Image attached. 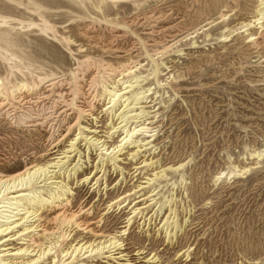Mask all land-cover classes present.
<instances>
[{"label":"rangeland","instance_id":"rangeland-1","mask_svg":"<svg viewBox=\"0 0 264 264\" xmlns=\"http://www.w3.org/2000/svg\"><path fill=\"white\" fill-rule=\"evenodd\" d=\"M4 1L0 0L1 14L25 25L40 22L31 8ZM37 1L47 8L42 12L57 30V37H70L75 43L69 46L71 53L51 32L42 35L35 27L22 28L12 22V50L23 59V65L66 74L62 77L70 81L68 74L78 67L77 61L90 57L93 68L85 78L96 75V84L88 99H95V115L106 125L109 119L102 109L108 100L102 96L99 65L103 61L115 65L130 51L133 64L140 66L136 73L144 76L142 85L151 88L149 99L154 107L148 109H157L151 113L155 115L151 125L156 133L154 148L145 154L154 156L162 166L184 164L179 173H167V182L158 181L161 187L158 183L153 186L158 188L159 201L173 194L181 221L191 213L185 233L168 244L158 230L159 218L154 217L150 225L139 228L135 223L131 228L125 241L131 250L158 253L162 264L185 263L186 256L178 257L177 252L188 248L191 255L186 264H264V152L259 158L251 156L252 151H264V49L256 50L247 43L246 34L251 31H237L226 39L254 14L257 0H150L143 7L133 1L84 0V6L73 0ZM93 3L99 4L94 7ZM210 21L213 24L200 29ZM196 29L200 30L191 38L180 40L185 31ZM171 35L179 36L174 39ZM75 45L84 48L78 51ZM154 66L157 75L152 74ZM86 70L81 64L78 71ZM0 74H5V67L0 66ZM26 75L28 80L34 79ZM42 134L31 135L0 122V170L12 173L41 161L39 155L48 138ZM91 157L93 160L94 154ZM133 165L124 166L132 172ZM248 166L253 168L242 176L231 174ZM220 172L225 174L216 181ZM104 175L99 192L79 184L73 188V205L92 206L90 219L103 218L100 230L113 234L124 224L126 213L103 212L112 200L130 191L134 180L127 176L126 182L121 180L105 191V180L110 188L122 176L112 170ZM84 235L85 240L94 238L80 232L75 238Z\"/></svg>","mask_w":264,"mask_h":264},{"label":"bare ground","instance_id":"bare-ground-1","mask_svg":"<svg viewBox=\"0 0 264 264\" xmlns=\"http://www.w3.org/2000/svg\"><path fill=\"white\" fill-rule=\"evenodd\" d=\"M26 1V4L21 0H5L4 3L31 8L39 16V23L30 21L25 25L20 19L0 13V66L5 67V74H0V122L31 135L44 136V132L48 138L45 151L39 155V158H43L41 161H32L12 173L0 170V264H99V261L105 264H162L158 253L148 254L144 248L131 250L129 243L125 242L131 228L135 223H138L136 227L139 228L141 225H150L154 217L159 218L158 230L164 233L166 242L172 245L185 233L190 218L188 213H191L187 212L184 221H181L173 194L164 197V200L159 201L157 198L156 190L161 187L158 181L167 182V173H179L184 164L162 166L154 156L145 154L154 148L156 133L151 125L155 115L151 113L157 109H148L154 107L149 99L152 93L150 87L144 88L142 85L144 76L136 73L139 63L133 64L132 53H128L130 51L125 52L127 58L115 65L100 61L99 66L103 70L102 96L108 100L102 111L107 113L109 119L106 125L100 124L99 115H95L93 99H88L92 85L96 84V75L90 80L85 78L86 72L90 74L93 68L90 66V57L78 60V67L68 74L71 76L70 81H65L62 76L66 74L57 75L53 70L23 65V59L12 50L15 46L11 36L15 29L12 22L19 23L22 28L35 27L42 35L51 32L56 40L59 37L42 12L47 8L37 0ZM73 1L84 6V0ZM105 1L113 4L133 1L136 6L143 7L150 0ZM98 4L92 5L97 7ZM253 13L250 19L230 31L226 39L237 31H251L246 34L247 43L256 50H262L264 0H257ZM213 22L206 23L200 29H205ZM200 29L185 31L180 40ZM178 36L171 35L174 39ZM58 41L72 53L69 46L75 42L70 37L60 36ZM191 44L195 45L196 42ZM75 46H79L78 51L83 47ZM113 49L106 47V50ZM81 64L86 66V71H78ZM17 72L21 77H17ZM157 72V66H154L152 74L157 75ZM26 74L34 79L28 80ZM87 84L88 89H85ZM73 128L75 131H72ZM263 152L252 151L251 156L259 158ZM93 154L95 157L92 160ZM127 164H134L132 172L125 169L124 165ZM88 168L90 171L85 173ZM251 168L235 169L231 174L239 177ZM110 170L122 177L110 188L105 180V191L114 188L121 180L126 182L127 176L134 182L130 191L122 193L105 208L103 214L114 211L117 214L126 213L120 230L105 234L100 230L103 218L91 220L89 217L92 206L74 208L73 188L79 184L99 192L100 178ZM148 171L151 172L144 176ZM101 172L103 174L98 176ZM224 174L220 172L216 181ZM180 177L183 180V174ZM156 183L158 188L153 186ZM146 189L145 193L131 199ZM79 232L94 238L85 240V235L75 238ZM177 255H185L182 261L186 264L191 253L188 248L177 252Z\"/></svg>","mask_w":264,"mask_h":264}]
</instances>
